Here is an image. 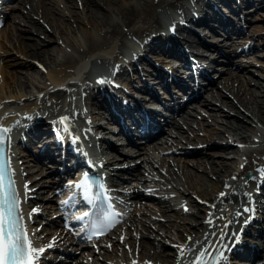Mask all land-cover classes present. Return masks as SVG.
<instances>
[{
	"label": "bare ground",
	"instance_id": "bare-ground-1",
	"mask_svg": "<svg viewBox=\"0 0 264 264\" xmlns=\"http://www.w3.org/2000/svg\"><path fill=\"white\" fill-rule=\"evenodd\" d=\"M19 1L21 3L23 16L27 17V19L21 20L23 23L27 24L26 27L21 28V30L24 31V33L26 34L21 35V40L18 42L17 46H15L16 48L14 47V45L12 47H14V49H16L17 52L20 51L21 53H23V55L31 56L35 60H37V63L40 64L43 68L41 70H43L45 73L44 79L46 83H45V86H39L35 94L29 95V96L24 95L22 91H19V90L22 89L20 88V86L25 88L26 85L18 84V78L20 77L18 74L21 73L23 71V68L25 67H28V69L31 68V63L28 61L8 62L7 60H5L6 62L4 61L0 62V111L2 110L4 111V117L0 119L1 126L5 127L4 123H6V125H9L10 129L12 128H13L12 130L16 129L19 134L17 138H19L20 141L24 139V137L26 139L31 138L32 140V138H34L35 135L39 133L40 130H42L41 132H47L48 127H47L46 118H49L50 119L49 121H54V123L59 128H61L56 119L58 114L55 112V107L58 103H60L59 101L62 98L68 99L67 96L71 95L70 89L74 91H79V92L83 91L85 92V96L89 98L90 102L101 105L102 107L106 109H111V108L115 109L122 116H125V117L132 116L133 118H136L134 120H136L137 122H140V123L142 122V119L135 116L136 107L133 106L129 108L127 105H125L121 100L122 99L121 95L126 100H128L129 97L132 98V95H131L132 91L138 90L140 86L136 81L139 80L142 82V84H148L149 81L153 82V80L156 78L150 79V80L147 79L149 76H151V74H153V72L154 74H161L160 77H163L162 76L163 72L161 68L155 66L156 63L154 64L153 61L149 58V56L145 54V51H144L143 52L144 54L142 53L136 58V59H139L140 64L134 63L130 65L129 69L125 68L115 79V82H117L115 83V85H110L109 87H106L104 90H100V89L95 88L94 85L91 83L92 80L90 78V74L92 70H94L95 73L96 72L98 73L97 66L102 60L108 58V56H101L99 52L97 53V50L102 47L104 48V46H106L110 42V39L113 37L123 36L130 31H135V32L139 31V32L144 33L148 37L146 48L154 52L152 53V55H150V57H154L156 60H158L160 65H163V63H171L172 59L170 60V58L172 57H168V56H174L177 54L182 55L183 53L181 52V50H177L176 48L172 46H166L165 44H163L162 42L163 40L161 39V35L159 34V31L157 29H158V26L160 25L161 13L166 12L168 8L171 5H175L178 2V0H77L76 2L72 3L71 6L81 8V11L83 10V8H85V10L88 12L89 15L86 20H83L81 11L79 12L78 15H77V12L74 11L73 16H71L72 21L69 23H65V26L67 27V29H69V32L71 29L72 30L76 29L77 31L78 29H80V31L83 32L84 47L76 46L75 48H73L75 52L74 54L71 53L72 50L71 52L69 50L70 53L69 52L60 53V51L64 50L61 48L62 44L72 45L73 42L71 43L69 40H66L64 37L65 35H62L60 33L63 31H62L60 24H57L56 17H51L50 12H48V10H46L45 8L37 9L36 10L37 13L44 16L43 21L46 22V24L44 25L40 21L31 19L30 14L32 12H31L30 0H19ZM138 1H139V5H138ZM196 1H199L198 7L201 11L200 12L201 15L197 14L195 17V20L201 23V25H199L198 27H193V25H183L178 30L175 31L176 32L175 38L178 41H180V44L184 48L183 50L184 51L186 50V53L189 52L190 54L193 55V57H196L197 59L203 60V61L207 58V56H211L212 58L208 60L209 63L207 64L206 69L209 68V66H211V62L217 61V60H223L225 61V64H227V68L228 66H234L239 69L241 67L243 68V70H247V69L249 70V68L244 66L241 62L236 63L232 61L233 59L231 57L234 55V53H237V51H244V48L242 47L241 49L237 50V47L235 44L237 42H240V40L237 38H234L235 36H232V35L239 33L241 31L240 30L241 27L243 26L241 24L245 23L244 21L245 17L243 18V15L247 14L248 7L245 6L246 3L247 2L251 3L252 8H255V7L262 6L264 3V0H196ZM224 5H227L226 9L224 8L225 7ZM223 9L224 11H222ZM219 11H221V13ZM189 14H190L189 17H191V13ZM114 15L118 18V20L113 18ZM210 20L212 22H210ZM85 21L95 25L96 28L98 27V28L103 29V31H101L100 33L97 32L98 33L97 35H92L91 32L88 31V28H87L88 26H86ZM213 22H216L214 24H217V26L221 28L222 32H219V33L222 36L228 38L224 40L223 43L224 44L227 43V45H230L229 47H226V48L221 47L220 46L221 44L219 45V43L216 41L222 38L213 33H210L211 38L208 40L207 39L205 40L201 37V33H199V29L204 31L207 28H209L210 31H215ZM256 26L257 25H255V27ZM255 30H257V32L251 38L252 44H254V46L255 44L264 45V43H262L264 42V26L262 27L257 26ZM49 31L56 32L59 35L58 38L59 40H61V43L58 42L59 40L57 41V38L55 36L54 38H52L49 35L50 34ZM256 38L260 40L259 41L260 44L258 40H255ZM23 39H28L30 41L24 42ZM5 45L6 43L4 42L3 38L0 37V48H4ZM198 48L200 49L202 48V49L198 50ZM213 52H216V55L218 57L215 54H213ZM243 56L245 58L246 55H243ZM83 58L86 59L85 61L86 65L82 64L83 61L81 60ZM237 58L239 60H242L239 57ZM1 59H2V56L0 52V60ZM183 62H186V65L188 66L187 75L189 76V78H191V80L194 81V84L197 86L196 88L198 89L194 93H192V91L190 90L188 92L189 96H187V99L196 100L191 104L192 106L190 107L193 110V112L189 110L186 111L185 109H183V106H180L178 109L173 110V112L176 111V113L173 115L172 120L170 122H167L166 120L165 121L166 126H163L161 130L157 129L155 131V133H159V131L160 132L162 131L161 134L155 136L151 140L144 141L142 144L138 143L139 140H136L138 141L137 142L138 144H135V142H132L134 146H136L135 151L137 152V156L130 157L129 159L134 160V163L130 166L121 168V170L125 172L124 178L123 177L115 178L113 181V185H116L118 182H123V181H124V184H126L130 182V179H135V178L139 179L136 181L145 179L144 173L142 174L140 173L141 167H139V162L143 161L144 164H148L147 161H150L149 165H153V166L155 165V167L159 166V168L161 167L160 171H163V169L165 168V171H163L162 174L158 175L157 178L154 177V175H150V180L154 182V187L156 188V190L154 191L160 194V197H157V198L154 197V200L156 203L161 202L164 204L165 209L173 210L174 212H177L179 214L186 213L188 211L187 212L188 215H199L194 209H192V207L189 206L191 204L190 203L191 201L188 203L183 202L184 205L187 204L185 207L179 204L180 203L179 200H184L188 198L184 196L185 194L182 195L185 191L189 193L190 191L194 190V193L198 197L206 199L207 203H210V205L205 206L204 210L202 209L203 210V213L201 215L202 217L199 215L202 219H200L199 221L193 222V223L191 222V226H193V230H192L193 239L190 241L191 243H188V247H186L184 250L181 251L183 252V255H181V252H178L176 248L174 249L173 246H171L172 248L167 249L165 247L166 244L164 243V241L159 240V238L157 237V235L159 234V230L153 231L152 229L151 230L152 240L150 239L149 240H145V239L137 240L135 239V237H134V240H132L131 238H129V241H127L128 249L125 247L126 246L125 245L122 248V250H120L121 252H119V254L121 255V259L126 264H130L132 257L140 258L141 264H146V262L144 263L143 257L150 259L151 262L154 264H188L191 257L193 258V255L200 249V247L207 249L213 242H214V247H216L220 239H222V242L220 243L219 247L222 249V247L225 245L227 241L228 243L229 241H231V231L229 229H227L225 232L222 231V226H220V221L215 216L213 217V211L216 209L215 203L216 201H219V199L222 197L220 193H225L224 189H227V188L230 189L236 182H238V185L237 187L235 186L234 191H231V193L242 191L241 188H238L239 185H241L242 181L241 180L238 181L237 177L241 172L245 170L246 165L252 162L253 158H256L255 153H253V151H251L250 149L241 150L235 147V148H232V149L230 148L226 150L224 148H221L220 151L219 150L212 151V152L209 151L211 155L212 154L220 155L218 159L214 158L210 160V161H214L216 165L211 164L209 168L207 169L206 166H204V164L203 165L200 164L202 165V167L200 168V165H197L196 168L206 171L207 174L210 172L213 173L215 176V179L209 180L206 178L205 174L195 173L192 170L187 169V171L186 170L183 171V179L181 178L184 182L183 184H185L184 185L185 187L182 185L183 189L177 190V192H180V193L172 192V191H175L174 187L175 189L177 188L176 187L177 185L175 182L176 178L174 180L175 176H171V177L169 176L170 179H168L167 176L171 174L175 175L176 173H178V170L176 169L177 167H180L179 166L180 164L178 163L180 161H177L175 157L169 158L168 157L169 155H166V156L158 155L157 156L156 154L153 153V151L155 150V152H161L163 149L170 148L171 146L168 145L169 138H172L175 135L176 137L178 136L180 138V136H182L181 132L183 130L182 128L183 126L186 125L185 131L188 129L191 130L195 126L194 125L195 117L193 118V116L191 115H195V114L197 115L199 113L201 114L200 112L201 109H206L209 111L214 108L218 109L219 106H221L219 105V102L217 101V95L220 94L218 91L219 89L218 86H222L224 90H226V92L227 91L231 92L234 98H236L238 101V105L233 103V105L236 106V108H234L235 116H233L231 119L228 117L229 118L228 122L230 123L229 126L231 128L237 129L235 131H236V134L238 132L239 138H241L240 141L242 142L243 141L247 142L250 140L252 141L250 132L255 134L258 126H264V90H261V91L259 90L258 92H255V91L247 92L243 95V92L245 89H241L240 85L242 84L244 86L245 84L242 83L241 80L239 79L240 74L233 71V69L228 70L230 73H228V75L225 77L223 74H221V72H218L217 73L218 78H223V79H218V82H215V80L212 79L211 73H210V78L205 77L204 79H202L201 77L196 76L195 67L193 66L194 65L193 61H189L187 59V61L184 60ZM10 63L12 64L10 67L11 68L13 67L11 70L7 69ZM13 63L15 64L14 65L15 67L13 66ZM221 66L219 68H221ZM141 67L145 68V70L142 69V72L139 70V68ZM243 70L240 69L239 72H241L242 74ZM260 70L264 71V65L260 66ZM34 73L38 74L39 72L38 70L34 69ZM142 73L145 74L146 77L143 78ZM260 75L264 77V73ZM133 76L136 77L135 78L136 80L134 79ZM147 80L149 81L147 82ZM179 83L181 84L180 87L184 89L190 88L186 86L184 87V83L181 80L179 81ZM252 83L259 86L260 89H261V85L264 86V84L259 80L254 81V82L252 81ZM158 84H161L164 86L165 82L161 78H159ZM202 87L209 90L208 97H201L202 95L199 94L200 93L199 91ZM172 90H175V89H172ZM177 93H179V91ZM218 100L222 102L221 99L218 98ZM175 102L177 103V101ZM68 105L69 107L72 106L70 101L68 102ZM148 105L150 104H146L145 106H148ZM213 111L212 113L215 112ZM55 113H56V117L54 116ZM39 114H42V118L38 117ZM92 116L94 118L97 117V115H92ZM208 117H212V116L210 115ZM236 118H237V121L234 120ZM10 120L12 122L9 123L8 121ZM243 120L244 121L247 120L249 121V123L245 124ZM198 121H200V119ZM200 127H202V125H200ZM191 132L192 131H190L189 135H191ZM259 132L260 131H258L257 133ZM85 135L88 136V134H85ZM222 135L223 133H220L219 131H217V132H214L213 137L216 136L221 139ZM47 138L48 137H42V141L45 142V139ZM57 139H59V137ZM20 141H19L20 147H26L24 143L25 141L24 142L23 141L20 142ZM206 141L207 140H205V142ZM171 142L173 143L174 140H172ZM130 143L131 142L126 141L125 143H122L121 146L122 148H127L128 146H130L129 145ZM163 143H166L168 146L163 145ZM111 145H112L111 150L113 152L116 151L117 148L115 145H113V142L111 143ZM222 146H226V145L222 144ZM174 148H171L170 150L171 153L174 152L175 150H178ZM20 150H23V149H20ZM228 151H230L229 154L225 153ZM127 153H130V152H127ZM119 154H121V152ZM126 156H130V155L127 154ZM139 156H141V159L137 160L136 158H138ZM165 157L167 160L165 159ZM222 157H227V158L222 159ZM238 157L244 159V161L242 162L239 161ZM118 158H119L118 155H116L115 153H112V155L106 159H107V162L110 163L109 161L113 162L115 159H118ZM124 158L125 160H128V158L126 157ZM257 158H259V156ZM164 159L166 160V162L164 161ZM259 159H261V157ZM173 160H174V163H173ZM118 162H121V161H117L116 163ZM164 163H167V165H165ZM44 164H45L44 166L46 167L50 165V163H44ZM165 173L167 174V176ZM150 174H152L151 171H150ZM146 175H149V174L146 173ZM112 178L113 177H110L109 179L112 180ZM197 180L203 181V183L206 185V186L204 185L205 186L204 189H199L198 187H196L198 188L196 189L192 185ZM170 182H174V183H170ZM53 183L54 181H50L48 184L44 182H38L36 178L35 181H33V183L30 184V186L33 187L31 190H29V192L33 194V196L30 198V201L35 196H36L35 198L43 197V194L45 193L41 194V192L46 189V187L44 186L52 185ZM166 183L168 184L170 183L169 185L170 188H168L169 186L167 187ZM260 184L264 185V176L260 180ZM195 185H196V182H195ZM261 187H264V186H261ZM259 191L260 193L258 194H260L261 196H264L262 193L263 188H260ZM124 193L126 196L124 203L128 205L130 204V201H132L133 197H137V198L151 197L150 195L145 193L143 190L138 189V188L135 189L132 186H131V189H126ZM176 201L179 203L177 204ZM192 201L194 203L195 200L193 199ZM35 202H38V201H35ZM213 202H214V205H213ZM34 203H31V204H34ZM41 204L42 202H38L39 206ZM205 216H206V219H204ZM166 217L168 219V216ZM185 220H188V218ZM28 221H29V224L27 225H30L31 220L28 219ZM262 223H264V208H263V212L261 213L259 219L255 221V227L250 228V229L248 228L247 234L245 233L243 237L244 239H247L248 242H251L253 244L260 243L261 252H262L261 261H264V241L263 243H261L259 239L257 238L258 237L257 228ZM158 224H160V227H161V228L159 227L158 229H161V230L162 229L166 230L169 227H172L170 226L172 224H165V225L164 223H158ZM195 227H198L200 230V234L197 236H196V231L198 229H195ZM143 228L146 229V227H143ZM115 231L116 230H112L108 235L105 236L106 241L107 242L110 241L108 245H106V242L104 241L102 242L103 238L98 239L99 241L98 243H100L99 244L100 247L102 244V250L106 249L105 245L108 246V250L110 249V253H107L108 257L111 254L114 255V252H116L118 247L120 249V243L114 242L115 240L118 241L120 238V237L118 238V235L117 233H115ZM130 236L132 237V235ZM83 250H84L83 251L84 254H89V255L94 254L93 252L96 251L93 248H87ZM186 256H188L189 259L186 262H183ZM54 257H56V255L55 256L52 255V257L50 258L54 259ZM95 257H97V255H95ZM110 258L112 257L110 256ZM237 260L238 259H236V261ZM42 261L43 262L41 264H56L57 263L56 261H53L49 258H47L46 260H42ZM61 264H65V263H61ZM95 264H100V263H95ZM239 264H248V262L244 259H240Z\"/></svg>",
	"mask_w": 264,
	"mask_h": 264
},
{
	"label": "rangeland",
	"instance_id": "rangeland-1",
	"mask_svg": "<svg viewBox=\"0 0 264 264\" xmlns=\"http://www.w3.org/2000/svg\"><path fill=\"white\" fill-rule=\"evenodd\" d=\"M8 1H9L10 6H11V9H9V11L6 13L7 15L4 18L3 23L1 25V28H0L1 29L0 30V37H2L4 42L6 43L4 48H0V52H1V56H2V59L0 60V62H3V61L6 62L5 60H7L8 62L28 61V62L31 63V68L28 69V67H25V68H23V71L18 74L20 76L18 78V84L19 85H21V84L26 85L25 88L20 86V88H22V89H20L19 91H22V93L24 95L29 96V95L35 94L37 89L39 88V86H45V83H46V81L44 79L45 73H44L43 70H41L43 68H42V66L40 64L37 63V60H35L31 56H25L20 51L17 52V50L14 49V47L17 46L18 42L21 40V35L26 34V33H24V31L21 30V28L26 27L27 24L23 23L21 20L27 19V17L23 16L21 3H20L19 0H8ZM76 1L77 0H70V1H68V0H30V2H31V12H32L30 14L31 15V19L36 20V21H40V22H42L45 25L46 22L43 21L44 20V16L40 15L39 13H37L36 10L37 9H41V8L42 9L45 8L46 10H48V12H50L51 17H56L57 18V24H60V26L62 28V31H63V32H60V33L62 35H65L64 37H65L66 40H69L71 43L73 42L72 45H64V44H62L63 47L61 46V48L64 49V50H68V51L72 50L71 53H73V54L75 53L73 48H75L76 46H79V44L80 45L83 44V32L80 31V29H78V31L76 29H74V30L71 29L70 32H69V29H67V27L65 26V23H69V22L72 21L71 20V18H72L71 16H73V12L74 11L77 12V15L81 11V8H77V7L71 6V4L76 2ZM138 5H139V1H138ZM263 5H264V3H263ZM19 6H20V8H19ZM245 6L248 7L247 14L243 15V18L245 17L244 18L245 23L241 24V25H243L241 27V29H240L241 31L239 33L233 35V36H235L234 38H237V39L240 40V42H237L235 44L237 49H240L241 47H243L244 51H237V53H234V55L231 58L233 59L232 61H234L236 63L241 62L244 66L248 67L249 70L248 69L247 70H243V68L240 67V69L243 70V72H242L243 76H242L241 72H239L240 71L239 68L234 67V66H228V68H227V64H225V61H223V60L213 61L211 63V66L209 67V73L213 74V79H215V82H218V79H223V78H218L217 73L222 71L221 74L227 76L228 73H229L227 70H229V68H230V70L233 69V71H235L238 74H240L239 75L240 76L239 79L241 80L242 83L245 84L244 86L242 84H241L242 86L240 85L241 89H245L244 92H243V95L245 93H247V92H252V91L258 92L259 90L260 91L264 90V86L261 85V89H260L259 86H257L254 83H252V81L254 82V81L259 80V81H261L264 84V77L260 75V74L264 73V71L260 70V66L264 65V45H256L255 44V46H254V44H252V42H251L252 41V39H251L252 36L255 35L256 32H257V30H255L257 28V26H260V27L264 26V21H263L264 20V11H263L264 6L263 7L259 6V7L252 8V4L251 3H247ZM113 14H115V13H113ZM81 15L83 17L82 19L86 20L88 18L89 14L85 10V8H83V10L81 11ZM113 18L118 20V18L115 15L113 16ZM50 20H51V18H50ZM85 24H86V26H88L87 27L88 31L91 32L92 35H97L101 31H103V29L98 28V27L96 28L95 25H93V24H91V23H89L87 21H85ZM255 25H257V26L255 27ZM96 29H98V30H96ZM99 29H101V30H99ZM215 29L217 31L216 30L212 31V33L217 34L218 31H221L219 27H215ZM253 29H254V31H253ZM95 31H96V33H95ZM207 33H208V31H207ZM1 35H3V36H1ZM49 35L52 38H54V36H55L57 38V41L59 40V38H58L59 35L56 32H50ZM74 37L75 38L77 37V38L75 39ZM203 37H204V35H203ZM205 37H206V35H205ZM113 38L115 40H118V38H116V37H113ZM226 39H228V38L225 37L223 39L218 40L217 42H219V45H220V42L222 44V42L224 40H226ZM23 40H24V42L25 41L26 42L30 41L28 39H23ZM255 40H258V38H256ZM79 41H81L82 43L79 42ZM259 41L260 40H258V42ZM51 42H53V41H51ZM58 42L61 43V40H59ZM262 43H264V42H262ZM259 44H260V42H259ZM13 45H14V47H12ZM229 46L230 45H227V43L222 45L223 48L224 47L226 48V47H229ZM228 49H230V48H228ZM64 50L60 51V53H63ZM107 50H108L107 46L104 47V48L102 47V48L97 50V53L98 52L99 53H104ZM95 52H96V50H95ZM151 52H152L151 50L148 51V53H151ZM243 55H246L245 58H244ZM237 57L241 58L242 60H239ZM152 59L154 60L155 58H152ZM218 64H222L221 69H218L220 67V66H217ZM11 65L12 64L10 63L8 65L9 67L7 69L11 70L13 68V67L12 68L10 67ZM14 65L15 64L13 63V66ZM214 65H216V67H217L216 69H214V67H212ZM34 69L38 70L39 73L35 74L34 73ZM223 75H221V76H223ZM250 80H251V82H250ZM218 85H220V84H218ZM218 87H219L218 91H219L220 94L217 95V101L219 102V105H221L218 108L219 111H218L217 108H214V109H212L210 111L206 110V109H201L200 110L201 114L200 113L197 114V115L195 114L196 116L195 115H191V116H193V118L195 117L194 125L196 126V128L194 126L191 130L188 129V130L185 131L186 125L184 124L185 126L182 127L183 128V130L181 132L182 136H180V138L178 136H177L178 137L177 138L176 135L173 136L172 138H169V141H168L169 144L168 145L171 146L170 148H168L169 150L168 149H163L162 150L163 152L162 151L161 152H155V150L153 151V153L156 154L157 156L158 155L159 156L160 155L161 156L169 155L168 156L169 158L170 157H172V158L175 157L177 161H180V162H178L180 165L179 164L178 165L181 168L177 167V169H176V170H178V173H176L175 175L171 174V175H168V176L165 173L168 179H170L171 176H175L174 180L176 178L175 182H176V185H177L176 187L177 188L175 189V187H174V190L176 191V192L172 191L174 193H180V192H177V190L178 189L182 190L183 186L185 185V184H183L184 182L182 180L183 179V171L184 170L187 171V169H190V170H192L195 173L205 174L206 178L209 179V180L215 179V176H214L213 173L210 172L211 174L210 173L207 174L206 171H203L201 169H197L196 168L197 165H200V164H202V165L204 164V166H206L207 169L209 168V166L211 164L216 165L214 163V161H210V160L214 159V158L218 159V157H220V155H218V154H212L211 155L210 152L218 151V150L220 151L221 148H224L226 150V149H230V148L232 149V148H235V147L239 148L241 150L246 148V149H251L252 151H254V146L256 147V143L258 142V138L261 139V140H262V137L264 138V126H258L255 134L250 132L251 137L253 138L252 141H247V142L246 141L245 142L244 141L243 142L240 141L241 138H239L238 132L236 134V131H235L237 129L231 128L229 126L230 123L228 122L229 118L231 119L233 116H235L234 108H236V106H234L233 103L238 105V101H237L236 98H234V96L231 94V92H228V91L226 92V90H224V88L222 86H218ZM246 89H247V91H246ZM208 92H209L208 89H205V88L202 87L200 89V94L202 95L201 97H208V95H209ZM67 97L69 98V96H67ZM218 98L221 99L222 102H220L218 100ZM194 101H196V100L190 101V103H193ZM218 102H217V104H218ZM185 104H188V102L183 103V105H185ZM59 105H60V103H58L56 105L55 112H57V107ZM88 108H93V105H89ZM183 108H184V106H183ZM185 108L189 109V111L193 112V110L190 107H187L186 105H185ZM227 108L229 109L230 112L228 111ZM212 111L214 113H212ZM205 113H207V114H205ZM0 114L2 116V113H0ZM213 114H215V115H213ZM210 115L212 117H208ZM198 116H199V118H198ZM44 118H46V117H44ZM208 118H210V119H208ZM211 118H212V120H211ZM199 119H200V121H198ZM48 120H50V119L46 118V121H48ZM201 120H203V121H201ZM234 120L237 121V118L234 119ZM243 122L245 124L249 123V121H247V120H245V121L243 120ZM199 124L202 125V127H200ZM190 127H192V126H190ZM199 128H200V130H199ZM190 131H192L191 135H189ZM217 131H219L220 133H223L221 139L219 137H216V136L213 137L214 132H217ZM258 131H260V132L257 133ZM185 137H187V138H185ZM188 137H189V139H188ZM212 137H213V139H212ZM178 139H179V141H178ZM172 140H174L175 143L174 142L172 143L171 142ZM205 140H207V141L205 142ZM35 142H36V139L31 141L29 146L33 145L31 143H35ZM38 143H40V141H38ZM174 144H176V145H174ZM222 144L226 145V146H222ZM163 145L168 146L166 143H163ZM178 147L180 149H182V150H180ZM171 148L178 149V150H175L174 152L171 153L170 152ZM130 149L134 150L136 148L134 147V148H130ZM168 151H169V153H168ZM225 153L229 154L230 151L225 152ZM134 154L136 155L137 153H134ZM131 157H134V156H131ZM229 157H231V156H229ZM224 158L226 159L227 157H222V159H224ZM138 159H141V156H139ZM165 159H166V157H165ZM165 159H164V161L166 162L167 159L166 160ZM238 159H239V161H241L240 157H238ZM51 160L53 161V159H51ZM176 160H175V162H176ZM242 161H244V159H242ZM147 162H148V164H144L143 161L139 162V167H141L140 168V173L141 174L144 173V175H145L144 178L145 179L140 180V181H136V180H139V179H136V178L135 179H130L129 183H126V184H124L122 186L123 190H125L127 188L131 189V186L133 188H135V189L136 188L141 189L145 193L150 195L151 197H146V198L133 197L132 201H130V204L127 205L121 211V214L119 215L118 226H117L116 231H115V233H117V235H118V238L119 237L120 238H119L118 241H116V240L114 241L115 243L116 242L120 243V249L118 247L116 252H114V255H112V254L110 255L112 258H110V256L108 257L107 253H110V249L108 250V246H105L106 247L105 250H102V248H101L99 251L93 252L94 254H91V255L85 254L84 255L83 254L84 252L79 250L76 247L75 243L70 242V240L72 238L66 233L65 234V238L61 239V242L64 241V244L60 243V245L61 246L66 245V250L67 251H66V254L64 256H63V254H60L62 259H59V261H57L58 264H61V263H65V264H95V263L116 264L117 262L121 264L122 261H119V259H121V255L119 254V252H121L120 250H122V248L125 245H126L125 247L128 249L127 241H129V238H131L132 240H134V237L137 240L138 239H145V240H149L150 239V240H152V232H151L152 229H153V231L159 230V234L157 235V237L159 238V240L164 241V243L166 244L165 247L167 249L172 248L171 246H173L174 249L177 248V250H179L180 248H182L181 245H183V243L185 244V242L190 239V237L192 235L191 233H192V230H193V226H191V222L193 223V222H196V221H199L200 219H202L201 215L203 213V210H204L205 206H207V204H208L206 199L198 197L194 193V190H192L189 193L187 191H185L186 193L184 192L182 194V195L185 194L184 196L188 197L187 199L179 200L180 203L176 201L177 204L179 203L183 207L187 205V204L184 205L183 202H187L188 203V202L191 201L190 202L191 204L189 206L192 207V209H194L201 217L199 215H188V213H187L188 211L186 213H180L179 214L177 212H174L173 210L165 209L163 203H161V202L160 203H156L155 202L154 197H156V198L160 197V194L156 193L154 191V190H156V188L154 187V182L152 180H150V175H154V177L157 178L158 175L162 174L163 171H165V168L163 169V171H160L161 167L159 168V166L155 167V165L154 166L153 165H149L150 161H147ZM173 163H174V160H173ZM164 164L167 165V163H164ZM202 165H200V168L202 167ZM36 166L37 165L35 164V167ZM30 167H32V166H30ZM141 170H142V172H141ZM150 171L152 172V174H150ZM146 173L149 174V175H146ZM241 177H242V174H239L238 177H237V180L238 179H242ZM195 182H196V185H195ZM195 182L192 184L195 188L198 187L199 189H204L205 186H206L203 183V181H201V180H197ZM170 183H174V182H170ZM170 183L169 184L166 183L167 187L170 185ZM235 185H237V182L235 183ZM180 187H182V188H180ZM168 188H170V186ZM198 188H196V189H198ZM227 189H229V188H227ZM227 189H225V190H227ZM227 191H229V190H227ZM42 193H46V189L43 190ZM50 194H51V192H49V193L47 192L45 194V196L43 194V197H38L37 200L39 202H42V203H44V201H48L49 202L50 199H48V197H50ZM197 198H198V201H196ZM193 199L195 200L194 203L192 201ZM51 201H52V198H51ZM177 206H179V205H177ZM51 210H52V207H49V209L47 208V210L46 209L42 210L41 207H36L35 208V211L33 212V214H34L33 215V219H32L33 227L31 228L32 229L31 232L33 234L36 233L37 235H39L40 237H43V238H45V236H48L49 234L51 235V233H50V230H52L51 228L47 227L46 225H44V228H43L40 224H38V219L40 218V211H43L44 213H50ZM166 216H168L169 220L167 219ZM182 218H184V219H182ZM187 218H188V220H185ZM148 220H149V222H148ZM158 223H164V225L165 224H172V225H170L172 227H169L168 229H166L167 231L164 230V229L161 230V229H158L160 227V224H158ZM143 227H146V229L147 228L148 229L146 230ZM195 229H198V227H195ZM34 230H35V232H34ZM31 234H30V237H31ZM130 235H132V237ZM143 235H145V236H143ZM257 238L259 239V241L261 243H263V241H264V224L263 223L258 229V237ZM103 241L106 242V239H103ZM46 243H48V242H46ZM107 244H108V242H107ZM91 247L93 248V246H91ZM51 253H57V252L53 251ZM253 253L255 254V256L256 255L257 256L258 255L259 256L262 255L260 243H257V244L255 243L254 252ZM49 254H50V252H47L45 254H41L40 258L44 259V258L48 257ZM102 254H104V255H102ZM95 255H97V257H95ZM116 257L119 258V259H117ZM143 259H144L145 262H148V263L151 262V260L147 259L146 257H143ZM134 260H138V259L134 258ZM152 264H154V263H152Z\"/></svg>",
	"mask_w": 264,
	"mask_h": 264
},
{
	"label": "snow or ice",
	"instance_id": "snow-or-ice-1",
	"mask_svg": "<svg viewBox=\"0 0 264 264\" xmlns=\"http://www.w3.org/2000/svg\"><path fill=\"white\" fill-rule=\"evenodd\" d=\"M67 120V117L60 118V123L64 125V131H68ZM8 131L9 129L7 128H0V143L3 142L4 135ZM77 187L82 188L89 195L90 200L103 196L104 186L98 184L96 196L94 198L91 197L92 186L89 184L86 176L79 182ZM220 195L224 196L225 193H220ZM104 198L107 199V197ZM18 207L19 201L14 192L13 182L9 179L8 183H5V169L0 166V264H36L40 254L44 252L43 248L37 249L32 247L27 234L23 232L18 223V220L22 218L16 215ZM105 219L109 221L106 227H111L110 218L105 217ZM237 239L239 238L237 237ZM181 255H183V252H181ZM204 255L205 253L202 252L201 256L197 258V264H205L202 260ZM220 256L222 258L223 254L221 253Z\"/></svg>",
	"mask_w": 264,
	"mask_h": 264
}]
</instances>
